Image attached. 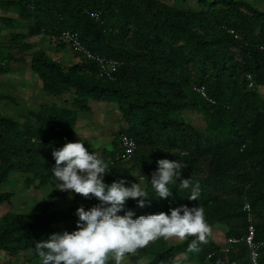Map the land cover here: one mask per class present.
I'll return each instance as SVG.
<instances>
[{
	"label": "trees",
	"instance_id": "trees-1",
	"mask_svg": "<svg viewBox=\"0 0 264 264\" xmlns=\"http://www.w3.org/2000/svg\"><path fill=\"white\" fill-rule=\"evenodd\" d=\"M12 1L0 0V6ZM197 1L198 9H184L164 0H23L29 35L47 34L55 46H66L53 38L70 30L116 66L109 76L83 56L65 64L44 49L32 53L30 65L43 89L63 96L65 104L44 102L20 118L0 113V250L15 255L32 251L38 264L37 241L76 230L77 208L99 204L94 197L54 187L48 198H60L65 207L41 206L20 215L12 208L15 193L4 186L13 171L24 175L26 187L51 184L52 151L77 142L79 112L91 111L89 101L95 99L114 101L126 121L100 158L106 161L122 151V132L137 142L130 160L109 166L104 182L125 180L130 186L143 175L142 186L150 193L145 207L129 199L118 214L170 215L182 205L199 206L210 229L226 226L223 242L209 235L198 253L187 252L191 238L174 242L161 237L130 256L143 264H163L184 252L209 264H252L242 242L219 252L227 237L247 232L248 202L264 264V94L247 81L250 74L264 84V9L248 0ZM13 39L17 42L18 35ZM189 109L204 113L205 129L185 119ZM159 159L185 164L182 178L199 181L198 200L188 199L191 190H180L178 182L170 197L155 198L149 180ZM212 251L217 252L209 256Z\"/></svg>",
	"mask_w": 264,
	"mask_h": 264
},
{
	"label": "clouds",
	"instance_id": "clouds-1",
	"mask_svg": "<svg viewBox=\"0 0 264 264\" xmlns=\"http://www.w3.org/2000/svg\"><path fill=\"white\" fill-rule=\"evenodd\" d=\"M55 166L52 174L60 191H72L86 199L96 198L99 204L85 210H76L79 217L76 230L53 233L35 245L38 264H123L130 255L159 239L191 238L187 252H200L201 245L208 243L210 227L203 207L182 205L165 212L140 215L136 218L131 210L123 215L129 199L136 200L138 207H145L149 191L142 186L145 176L138 183L126 186L125 180L104 182L110 171L106 161L90 152L84 143L68 142L52 151ZM157 169L151 174L150 187L155 198L167 199L172 189L191 190L188 199L198 200L199 181L182 178L185 164L180 160L159 159Z\"/></svg>",
	"mask_w": 264,
	"mask_h": 264
},
{
	"label": "rangeland",
	"instance_id": "rangeland-1",
	"mask_svg": "<svg viewBox=\"0 0 264 264\" xmlns=\"http://www.w3.org/2000/svg\"><path fill=\"white\" fill-rule=\"evenodd\" d=\"M168 4H173L184 9H198L197 0H164ZM256 7L264 9V0H248ZM23 0H13L5 2L0 6V113L13 115L20 118L27 109H37L44 102L57 101L65 104L63 96H53L46 92L38 75L32 70L30 61L32 53L37 49H44L54 59L65 64L79 61L77 56L67 45L55 46V42L47 34L29 35L28 27L30 19L23 13ZM18 35L19 40L14 41ZM23 44H27L23 48ZM70 97V95H68ZM89 104L91 111H80L78 129H85L82 134L79 132L77 142H83L92 152L99 156L103 147L110 148L112 140L119 130L126 126L122 114L114 101H98L91 99ZM184 117L187 121L196 125L200 129L206 128L205 115L200 109H189L185 111ZM86 126H89L86 130ZM94 129H91L93 127ZM81 134V135H80ZM94 135H97L94 136ZM90 141H92L90 143ZM90 143L86 146V143ZM24 175L18 171H13L4 184L6 188L13 190L12 208L20 215H27L29 212L41 206L47 209H57L65 207L67 204L60 198L50 200L48 192L59 187L56 179L51 184L45 186L31 185L26 187ZM71 195L72 191H68ZM226 226L217 224L210 229V235L215 241L221 243L225 239ZM174 242L181 240L172 238ZM37 260L32 257V251L20 254H9L0 250V264H34ZM114 264V261L112 262ZM123 264H143V260L128 256ZM163 264H209L200 262L187 253H178L172 259Z\"/></svg>",
	"mask_w": 264,
	"mask_h": 264
},
{
	"label": "built area",
	"instance_id": "built-area-1",
	"mask_svg": "<svg viewBox=\"0 0 264 264\" xmlns=\"http://www.w3.org/2000/svg\"><path fill=\"white\" fill-rule=\"evenodd\" d=\"M54 41L65 43L75 54L83 56L87 59H92L97 62L100 68L104 71L105 74L111 76L112 71L115 69L116 63L112 59L106 58L102 54H95L91 51L76 35L70 30H64L60 34L56 35L53 38ZM247 81L249 86L257 89L258 92L264 94V84H257L252 75L247 74ZM196 90L202 95L206 96L205 90L203 87H197ZM207 97V96H206ZM211 100V99H209ZM120 141L122 145V151L118 152L114 157H108L106 162L108 165H112L117 160L128 161L133 156L136 148V140L128 135L125 132L120 134ZM143 176V175H141ZM139 176V178L141 177ZM244 210L247 213V219L249 222L247 232L240 236H229L226 238L224 244L220 247L219 252H228L236 247L240 242L244 243L248 248V258L252 264H260L259 259V248L261 243L255 240V227H254V217L252 214L251 206L248 202L244 205ZM217 251H212L209 256L216 254Z\"/></svg>",
	"mask_w": 264,
	"mask_h": 264
},
{
	"label": "crops",
	"instance_id": "crops-1",
	"mask_svg": "<svg viewBox=\"0 0 264 264\" xmlns=\"http://www.w3.org/2000/svg\"><path fill=\"white\" fill-rule=\"evenodd\" d=\"M92 127H93V126H92ZM88 128H90V127H89V126H86V130H87ZM91 129H94V130H95V128H94V127H93V128H91ZM84 130H85V129H78V134H79V132L82 134V131H84ZM81 134H80V135H81ZM94 136H96V137H97V135H94ZM91 142H92V141H90V143H91ZM90 143H88V142H87V143H86V146H87V145L89 146V144H90Z\"/></svg>",
	"mask_w": 264,
	"mask_h": 264
}]
</instances>
